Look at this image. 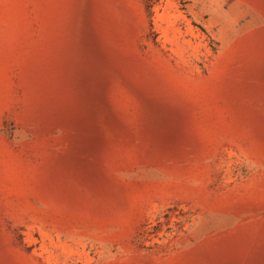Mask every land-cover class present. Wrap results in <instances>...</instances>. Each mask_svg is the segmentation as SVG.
<instances>
[{"label":"rangeland","instance_id":"obj_1","mask_svg":"<svg viewBox=\"0 0 264 264\" xmlns=\"http://www.w3.org/2000/svg\"><path fill=\"white\" fill-rule=\"evenodd\" d=\"M0 264H264V0H0Z\"/></svg>","mask_w":264,"mask_h":264}]
</instances>
